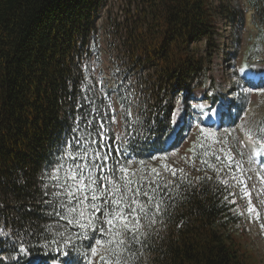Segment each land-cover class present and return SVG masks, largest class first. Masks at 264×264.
<instances>
[{"label": "trees", "instance_id": "16d2710c", "mask_svg": "<svg viewBox=\"0 0 264 264\" xmlns=\"http://www.w3.org/2000/svg\"><path fill=\"white\" fill-rule=\"evenodd\" d=\"M108 1L0 0V264H28L37 256L44 264H102L88 247L94 240L83 238L99 234L61 219L57 199L44 194L68 143L73 155L89 150L76 163L106 164L97 176L126 166L135 173L133 187L155 197L140 199L153 211L158 203L164 209L156 224L142 221L148 246L125 252L127 264H259L242 244L245 219L253 215L234 150L243 154L235 147L220 151L200 135L190 148L198 167L184 170L165 160L187 130L174 123L180 98L205 88L202 99L215 104L207 57L219 36L216 19L242 26L243 11L215 7L214 0H126L118 37L106 42L112 65L101 77L97 20ZM247 5L262 15L264 0ZM243 109L232 111L240 116ZM93 150L107 161L95 159ZM69 166L71 157L61 183Z\"/></svg>", "mask_w": 264, "mask_h": 264}, {"label": "rangeland", "instance_id": "374dc122", "mask_svg": "<svg viewBox=\"0 0 264 264\" xmlns=\"http://www.w3.org/2000/svg\"><path fill=\"white\" fill-rule=\"evenodd\" d=\"M214 6L239 7L243 11L245 22L242 26L234 27L221 15L216 19L219 36L214 41L215 48L211 49L207 57L210 61V77L214 80L210 95L215 99V106L210 108L202 99L206 94L205 88L193 90L189 92V97L180 98L174 109V123L176 121L177 125L182 122L187 130L174 152L167 154L165 160L184 170L198 167L191 159L190 148L200 135L208 138L220 151H224L225 147L234 150L235 147L243 154L240 157L234 150L241 163V174L246 179L245 186L250 200L248 204L253 215L245 219L247 228L242 244L255 255L259 264H264V132L260 131L264 127V9L261 11L262 15H255L248 7L247 0H214ZM127 10L126 0H109L97 20L100 67L94 65L101 77V70L108 74L114 56L107 52L106 42L118 37L115 35V28L117 25L118 29L122 26ZM108 14L110 22L107 20ZM238 37L239 41L236 42ZM205 49V45H199L198 52L203 53ZM113 51L115 52V46ZM242 106L244 112L241 116L236 115L237 110L232 113L233 108ZM192 108L197 109V113ZM218 114L219 118L224 116L227 123L230 117L231 120L236 119L235 125L220 124L211 128L208 125L209 119L215 120ZM245 206L246 203L242 208Z\"/></svg>", "mask_w": 264, "mask_h": 264}, {"label": "snow or ice", "instance_id": "6c2138e0", "mask_svg": "<svg viewBox=\"0 0 264 264\" xmlns=\"http://www.w3.org/2000/svg\"><path fill=\"white\" fill-rule=\"evenodd\" d=\"M83 119V118H81ZM76 129L74 128L73 131ZM264 132V127L260 129ZM251 138V132H249ZM92 143H96L95 140ZM75 144L80 145L79 138H76ZM72 148V144L68 143L64 149V154L53 165L51 173L48 175L49 183L44 187L48 189L44 194L52 195L58 201L57 207L61 211H57L56 215L61 219H67L68 224L78 226L82 230L90 229L92 234H99L100 238L95 235L84 234L85 240H94L93 244L88 245L92 256H99L102 264H127V260L123 259L125 252L135 255L133 248L139 246V249L146 248L148 234L142 233L141 228L144 226L142 221H147L148 225L156 224L157 217L161 214V204L155 205L153 211L151 205L147 201H142L140 197L149 198L148 191H142L141 186L133 187L135 181L129 169L120 165L118 168L108 169L113 175L97 176V170L103 172L106 164L97 163H76L77 159H83L88 156V149H83V156L79 152L73 155L68 151ZM94 151V157L98 160L107 161V154L101 157L100 152ZM71 157L73 166H69L61 183L60 171L65 168V160ZM155 158V157H154ZM143 163V162H141ZM167 168V166H165ZM154 177L161 174L156 169L151 170ZM182 171V170H181ZM119 172L122 175L116 176ZM175 170L172 175H175ZM139 179H145L140 177ZM55 181V184L51 182ZM156 181L153 179L152 184ZM59 189L52 191V188ZM151 191L155 192L156 188L149 185ZM65 197V199H60ZM149 199L154 200L155 197ZM49 203H51L49 201ZM86 221V222H85ZM63 235V233H60ZM68 243V241H66ZM21 251L27 252V248L21 244ZM103 253V254H101ZM66 257L70 256V252L63 253ZM34 264H44L37 256ZM67 264H77L74 259H69ZM89 264H92L89 260Z\"/></svg>", "mask_w": 264, "mask_h": 264}, {"label": "bare ground", "instance_id": "6f19581e", "mask_svg": "<svg viewBox=\"0 0 264 264\" xmlns=\"http://www.w3.org/2000/svg\"><path fill=\"white\" fill-rule=\"evenodd\" d=\"M80 20H81V19H80ZM60 25H61V24H60ZM200 45H201V44H200ZM200 50H201V48H200ZM211 56H212V55H211ZM231 121H232V120H231ZM173 152H174V151H173ZM243 228H244V227H243ZM243 228H242V229H243ZM30 264H34V262H32V263H30Z\"/></svg>", "mask_w": 264, "mask_h": 264}, {"label": "water", "instance_id": "95a60500", "mask_svg": "<svg viewBox=\"0 0 264 264\" xmlns=\"http://www.w3.org/2000/svg\"><path fill=\"white\" fill-rule=\"evenodd\" d=\"M32 262H34V261H32ZM31 263V262H30Z\"/></svg>", "mask_w": 264, "mask_h": 264}, {"label": "clouds", "instance_id": "9594fccd", "mask_svg": "<svg viewBox=\"0 0 264 264\" xmlns=\"http://www.w3.org/2000/svg\"><path fill=\"white\" fill-rule=\"evenodd\" d=\"M31 261H33V260H31Z\"/></svg>", "mask_w": 264, "mask_h": 264}]
</instances>
